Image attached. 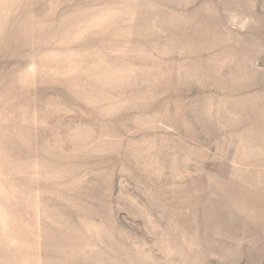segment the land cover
I'll return each instance as SVG.
<instances>
[{
  "label": "rangeland",
  "instance_id": "obj_1",
  "mask_svg": "<svg viewBox=\"0 0 264 264\" xmlns=\"http://www.w3.org/2000/svg\"><path fill=\"white\" fill-rule=\"evenodd\" d=\"M0 264H264V0H0Z\"/></svg>",
  "mask_w": 264,
  "mask_h": 264
}]
</instances>
